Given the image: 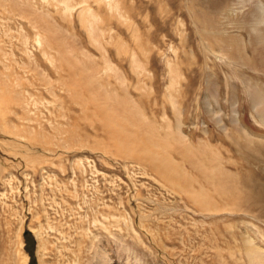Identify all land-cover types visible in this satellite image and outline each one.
<instances>
[{"label": "rangeland", "instance_id": "374dc122", "mask_svg": "<svg viewBox=\"0 0 264 264\" xmlns=\"http://www.w3.org/2000/svg\"><path fill=\"white\" fill-rule=\"evenodd\" d=\"M72 55L264 190V0H0V264H264L263 209L100 140Z\"/></svg>", "mask_w": 264, "mask_h": 264}, {"label": "bare ground", "instance_id": "6f19581e", "mask_svg": "<svg viewBox=\"0 0 264 264\" xmlns=\"http://www.w3.org/2000/svg\"><path fill=\"white\" fill-rule=\"evenodd\" d=\"M68 62H70V70L74 74L71 82L77 86L75 93L72 90L74 94H70V100L74 104L75 101L78 102L75 105H81L80 109L82 110L83 118L87 119L91 124H94L96 121L100 125L102 134L96 133L100 137V140L115 146L120 153L134 156L150 163L155 170L169 181L176 183V185L178 183L181 189L183 188L191 196L202 191V186H200L199 191L194 189L195 182L199 180L214 183L216 186L215 191L220 195V198L221 196L228 195L223 190V185H226L224 182L225 168L218 152L209 153L202 146L193 148V145L188 143L184 137L177 136L170 129L169 123L161 124L160 126L156 122L149 120L142 106L130 95L128 90L120 91L115 86L111 88L112 80L107 81L109 84L101 81L98 67L95 65L91 67L92 72L90 73L73 55L70 60L68 59ZM73 63L74 66H72ZM79 73L81 76L77 77L76 75ZM57 100H59L57 104L58 108L62 109L64 107V100L61 97ZM259 113L264 119L263 105L260 107ZM65 115L63 113V116ZM173 151L179 155L181 160L174 158ZM200 156L204 159L199 158ZM206 156L209 157V160H207ZM185 162L189 163L192 172L195 171L197 175L186 171ZM243 181L250 184L246 178ZM228 197V200L232 199L234 202L245 205L249 210L254 207L264 210L263 189L255 193L239 191L233 195H228ZM198 202L204 209L217 208L206 192Z\"/></svg>", "mask_w": 264, "mask_h": 264}]
</instances>
